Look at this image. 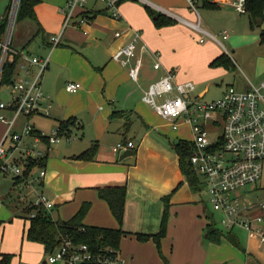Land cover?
I'll return each mask as SVG.
<instances>
[{
	"label": "crops",
	"instance_id": "obj_1",
	"mask_svg": "<svg viewBox=\"0 0 264 264\" xmlns=\"http://www.w3.org/2000/svg\"><path fill=\"white\" fill-rule=\"evenodd\" d=\"M65 2L37 0L34 7L37 21L27 18L18 22L17 31L24 37L16 39L11 49L26 50L41 57L50 56L48 67L41 77V88L47 98L44 108L55 123L54 129L60 122L71 120L74 122L71 135L75 130H83L84 139L74 143L65 139L62 146L53 147L63 139L51 143L42 138L35 141V134L22 136L20 143L27 138L28 146L33 141L45 145V150L38 152L40 156L47 155L46 173L34 189L24 183L12 187L11 192L0 197L3 204L0 213L4 208L13 206L6 196L15 190L18 195L21 193L29 198L24 207L30 205L37 193H43L54 203L51 212L55 220L70 219L87 203L89 208L83 218L85 225L121 227L126 232L121 238L118 254L124 260L122 264H164L163 256L169 264H264V245L256 235L249 234L241 226L221 227L225 234L218 242L209 238L210 218L213 216L217 221L219 215L207 202L204 193L192 190L181 170L179 154L172 147L178 140L192 141L191 126L180 119L178 128L173 129L168 120L142 100L153 81L150 76V61L154 62L152 52L158 53L161 62L159 69L153 67L159 76L174 68L179 82H203L213 77L216 71L223 73V68L213 70L210 62L222 53L228 54V50L210 30V22L202 16L200 9L207 13L214 11L213 15L222 17V23L237 26L239 19L235 20L230 13L232 10L236 12L234 8L220 5L215 0H208L211 5H204L198 0L197 10L191 8L187 0H124L119 4V17L115 18L104 12L101 4L92 2L86 9L87 13H99L91 19L86 17L84 23L75 17L62 31L61 42L52 46L51 37L63 28L62 7ZM145 5L174 18L175 23L157 28ZM202 21L209 28L202 26ZM38 23L41 32L36 34ZM196 23H199V28L195 27ZM257 28L260 31L264 29V15ZM134 31L141 33L137 56L142 58L143 63L138 81L130 77L127 66L113 58L115 52L131 40ZM220 34L226 40L230 39V30L224 29ZM37 37L40 40L35 49L29 50L31 42ZM217 43L223 45L225 52ZM234 44L237 43H230L233 47ZM261 46L264 47V44ZM181 56L185 57L182 60L185 65H181L183 68L179 70L176 66L180 65ZM36 70L37 66L30 65L27 75L19 64L16 78L33 77ZM68 81L80 82L82 87L70 92L65 87ZM231 84L240 89L253 85L250 80L236 77L225 84L223 92ZM208 90L206 86L199 91L200 97H204ZM33 116L24 115L19 125L16 120L14 131L22 132ZM30 123L36 131H42L33 120ZM6 129L7 124L0 121V142ZM122 141H132L135 147L133 154L120 159L126 150L131 149L115 150L114 146ZM5 143L11 144V139L7 138ZM94 143L98 147L92 159L72 158ZM36 169L37 172L32 169L30 176L38 174L39 168ZM121 185L126 187V201L123 223L119 224L107 201L99 196L98 189ZM166 197L168 221L166 234L161 239V254L152 238L142 240L137 235L159 232ZM243 215L264 217V208L260 202L250 203ZM18 216L23 219L20 238H24L27 222L23 214ZM38 244L41 248L30 260H25L18 248L1 249L0 256L12 253L11 264H16V259L18 264H66L64 261L50 262L43 246Z\"/></svg>",
	"mask_w": 264,
	"mask_h": 264
},
{
	"label": "built area",
	"instance_id": "obj_2",
	"mask_svg": "<svg viewBox=\"0 0 264 264\" xmlns=\"http://www.w3.org/2000/svg\"><path fill=\"white\" fill-rule=\"evenodd\" d=\"M191 8L198 9V0H187ZM220 5H230L234 10L243 14L247 12L248 0H215ZM99 3L112 17H119V0H66L62 11L64 14L63 28L57 35L51 37L52 46L61 42L62 31L75 18L79 22L87 21L81 13L92 3ZM14 2L8 14V24L4 33H0V121L7 124L3 140L0 142V174L23 176L24 167L31 159H36L40 153L31 148L20 149L22 136L35 134V141L41 137L51 143L61 139L73 140L74 135H61L58 127L51 134L36 131L33 124L27 122L22 132L14 131L17 118L33 114H44V101L47 98L41 88V77L48 67L50 56L33 55L26 50L11 49V36L14 26ZM199 28V23L195 24ZM119 35V33H116ZM226 31L224 37H226ZM141 40L140 31H134L131 40L118 49L113 58L123 66L128 67L130 77L138 81L142 66V58L138 57V44ZM203 41V39H201ZM9 52L18 54L21 58L20 67L29 75L30 65L37 66L33 77H17L13 83H3L2 74L4 63ZM153 67L159 69L161 62L158 53L152 52ZM134 60V62H132ZM65 87L75 92L82 87L77 81H68ZM11 93L9 100L1 98V91ZM142 100L150 105L155 112L168 120L173 129L178 128L180 119L189 123L193 133L194 151L190 161L195 170L205 181V188L201 193L206 196L212 209L220 213V223L227 227L241 226L249 234L256 235L264 245V217H245L243 211L247 204L241 200V190L256 184L264 173V80L259 86L250 85L247 89H240L229 85L221 97L209 101L203 100L193 81L179 82L176 70L167 69L159 79L152 81L145 90ZM208 120L214 124H221L222 133L211 140ZM11 139L7 145L5 140ZM132 141L119 142L115 150L134 149ZM46 173L45 168H39L38 174L29 176L25 183L33 189L39 185ZM35 207L52 210L53 201L43 193L30 203ZM264 208V201H260ZM3 208L0 200V211ZM34 216V213L29 217ZM86 244L75 245L69 237H64L61 244L48 255L50 262L64 261L66 264H82L95 259ZM102 264H122L119 255L97 258Z\"/></svg>",
	"mask_w": 264,
	"mask_h": 264
},
{
	"label": "trees",
	"instance_id": "obj_3",
	"mask_svg": "<svg viewBox=\"0 0 264 264\" xmlns=\"http://www.w3.org/2000/svg\"><path fill=\"white\" fill-rule=\"evenodd\" d=\"M124 0H119V4ZM203 1L204 5H211L208 0ZM37 0H20L15 23H18L24 19H33L37 21L35 13V4ZM12 0H10L6 7L4 16H0V33H4L8 24V14L11 7ZM145 8L149 15L152 17L154 24L157 28L172 25L175 23V19L166 15L162 12H156L150 6L145 5ZM105 12L106 10L103 9ZM99 13L95 11L92 15L87 12L81 14L88 19H91ZM249 17V23L251 28H257L260 26L264 15V0H248L247 12ZM40 26L38 23V29L36 34H39ZM34 37V36H33ZM259 43L264 44V29L260 31ZM11 44V43H10ZM12 55V57H11ZM21 58L14 52H9V55L4 63L2 82L13 83L16 79V75L19 71V64ZM211 67H225L227 69H235V63L230 55L222 53L210 62ZM74 124L73 121L67 120L60 122L58 129L61 135H71V126ZM44 141L47 138L41 137ZM97 143H94L91 147L84 150L78 155L72 156L73 159L89 160L92 159L97 152ZM172 147L177 151L180 157V166L183 174L186 176L189 185L193 191L202 192L205 188V181L201 175L197 173L194 166L192 165L190 158L194 151L193 141L178 140L175 141ZM47 155L38 156L36 159H31L24 167L23 176L12 177V187H18L24 184L26 179L30 176L32 169L34 168H45ZM99 196L107 201L110 210L117 219L119 224L123 223L125 213V201H126V187L121 186H104L98 189ZM165 211L161 223V228L158 233L153 235L138 234V238L145 240L152 238L159 252L161 253V239L166 234L167 221H168V197L165 198ZM89 204L85 203L79 209V211L68 220H55L52 212L44 207H35L27 205L22 209V214L27 222L25 230V237L33 242L40 243L47 255L52 253L60 244L63 238L69 237L73 244L80 245L86 244L89 251L95 255V259L83 262L82 264H102L101 260L97 258H104L105 256H117L119 254L120 242L122 236L126 233L121 227H102L94 225H85L83 218L87 213ZM34 213V216L29 217L30 214ZM208 225L209 238L218 242L220 237L225 233L218 226L217 221L212 216ZM229 236V235H228ZM162 254V253H161ZM13 258L12 253H2L0 256V264H11ZM164 264H169V261L163 256Z\"/></svg>",
	"mask_w": 264,
	"mask_h": 264
},
{
	"label": "rangeland",
	"instance_id": "obj_4",
	"mask_svg": "<svg viewBox=\"0 0 264 264\" xmlns=\"http://www.w3.org/2000/svg\"><path fill=\"white\" fill-rule=\"evenodd\" d=\"M13 2L14 0H12L10 8H12ZM8 3L9 0H0V14L4 13ZM200 11L202 16L210 22V30H212L213 33L218 36L219 40L224 42V46H226L225 48H227L226 50H228V52H226L231 56L235 63V69L232 70L222 66H219L218 68L213 67V70H221L223 68L224 72L219 73L218 71H216V73L214 72L215 74L213 73V77L208 78V80H203V82L198 83L193 80V82L197 84L198 92L206 86L209 87L208 92L204 97L202 96L201 98L203 100L209 101L221 97L224 93L223 88H225V84L231 82L236 77L250 80L253 85L259 86L260 83L264 80V47L259 44L260 28H251L248 21V16L246 14L238 16L237 13L233 10L230 13L232 14V18H234L235 20L239 19L237 26H229L227 23H222V17H219V15H213L214 11L213 13H207V11H205L204 9H200ZM18 26V23H15L13 26L10 45H12V43L15 44L16 39L24 37L22 34H20V32L17 31ZM202 26H204L205 28H209L205 21H202ZM224 29L230 30V39L226 40L221 36V34L219 36V33ZM250 36H252V38H250ZM250 39L252 40V42L250 41ZM39 40L40 39L37 37L36 40L32 41L29 50H34L36 47L35 44L38 43ZM233 41L237 43L236 45L234 44V47L230 45L231 42L234 43ZM199 44L204 45L205 43ZM217 45L223 52H225V48H223V45H220L218 43ZM183 59H185V57L181 56L179 62L180 65L176 66L179 70L183 68V66L181 67V65H185V62H182ZM150 62V76L152 77V80L155 81L160 77L159 72L153 69V63L152 61ZM10 96V91H1L2 99L9 100ZM43 113L44 114H33L34 116L32 115V120L35 122L36 127H38L40 130L45 133L51 134L54 130L53 126L55 123L51 121L52 118L49 117V114L45 112ZM23 116L24 115H20L18 117L17 125L21 124ZM207 127L209 129L211 140H215L222 133V122L218 125L214 124L212 120H208ZM82 133L83 130L80 132L75 130L73 132V135L77 138V135L79 134L80 137L72 140L71 142L74 143L83 140L84 136L82 135ZM84 133H87L86 129H84ZM191 137L193 140V136ZM65 142L66 140L63 139L61 143L55 144L53 147L62 146ZM27 143L28 139L24 138L23 142L19 145L20 149L30 147L31 149H34L36 151H41V149L45 150L46 148L42 143H35L33 141V143L30 142L29 146ZM33 170L37 172L36 168ZM11 177L12 176L10 175L0 174V197H3L11 192ZM12 193L13 194L6 196V198L11 200V204L13 206L4 208L0 213V250H15L18 248V252L22 255V257L25 260H30L33 259L34 256L38 253V250H40L41 246L36 242L28 240L26 237L20 238V233L22 232L24 223L23 219L18 216L22 214V208L25 206V204L29 203V198L27 196H22L21 193L20 195H18L19 192L17 190ZM241 194V200L245 204H257L260 201H264V173L262 178L256 184L249 185L244 190H241ZM217 214L220 216L219 212H217ZM219 216L217 217V224L221 228L223 227V225L220 223ZM18 263L19 260L16 259V264Z\"/></svg>",
	"mask_w": 264,
	"mask_h": 264
},
{
	"label": "water",
	"instance_id": "obj_5",
	"mask_svg": "<svg viewBox=\"0 0 264 264\" xmlns=\"http://www.w3.org/2000/svg\"><path fill=\"white\" fill-rule=\"evenodd\" d=\"M19 1L20 0H14V13H13V18H14V22H15V16H16V13H17V9H18V5H19ZM11 57H12V55H11ZM133 152H134V150L133 149H128V150H126V152H124L123 154H122V156L120 157V159H122V158H124L125 156H127V155H131V154H133Z\"/></svg>",
	"mask_w": 264,
	"mask_h": 264
},
{
	"label": "bare ground",
	"instance_id": "obj_6",
	"mask_svg": "<svg viewBox=\"0 0 264 264\" xmlns=\"http://www.w3.org/2000/svg\"><path fill=\"white\" fill-rule=\"evenodd\" d=\"M18 1V0H17Z\"/></svg>",
	"mask_w": 264,
	"mask_h": 264
}]
</instances>
